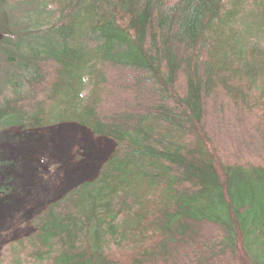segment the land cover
<instances>
[{"label":"trees","instance_id":"16d2710c","mask_svg":"<svg viewBox=\"0 0 264 264\" xmlns=\"http://www.w3.org/2000/svg\"><path fill=\"white\" fill-rule=\"evenodd\" d=\"M113 149L8 264H264V0H0V132Z\"/></svg>","mask_w":264,"mask_h":264},{"label":"rangeland","instance_id":"374dc122","mask_svg":"<svg viewBox=\"0 0 264 264\" xmlns=\"http://www.w3.org/2000/svg\"><path fill=\"white\" fill-rule=\"evenodd\" d=\"M75 123L0 132V264L8 246L33 232L30 219L48 202L95 176L113 149Z\"/></svg>","mask_w":264,"mask_h":264}]
</instances>
